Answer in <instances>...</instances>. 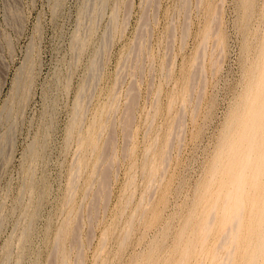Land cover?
<instances>
[{"label":"rangeland","instance_id":"rangeland-1","mask_svg":"<svg viewBox=\"0 0 264 264\" xmlns=\"http://www.w3.org/2000/svg\"><path fill=\"white\" fill-rule=\"evenodd\" d=\"M262 151L264 0H0V264H264Z\"/></svg>","mask_w":264,"mask_h":264},{"label":"bare ground","instance_id":"bare-ground-1","mask_svg":"<svg viewBox=\"0 0 264 264\" xmlns=\"http://www.w3.org/2000/svg\"><path fill=\"white\" fill-rule=\"evenodd\" d=\"M253 100H255V99H253ZM254 102H255V101H254ZM252 104H253V103H252ZM253 105H255V104H253ZM255 106H256V105H255ZM256 107L258 108V106H256ZM258 109H259V108H258ZM258 109H257V110L254 109V110H256V113H257ZM256 113H254V115H255ZM258 113H259V112H258ZM254 115H251V116L254 117ZM257 117H258V115H257ZM247 118H248V117H247ZM256 119H257V118H256ZM250 120H251V122H252V118H251ZM248 121H249V119H248ZM248 121H247V122H248ZM253 121H255V120H253ZM249 123H250V122H249ZM249 123H247V124H249ZM247 124H246V126H247ZM253 125H254V123H253ZM255 126H256V125H255ZM258 126H259V124H258ZM244 128H248V126H247V127L244 126ZM249 128H251V123H250V127H249ZM253 128H255V127L253 126ZM253 128H251V129L253 130ZM257 128H258V127H257ZM259 128H260V127H259ZM259 128H258V129H259ZM242 129H243V128H242ZM243 130H244V129H243ZM249 130H250V129H249ZM254 130H256V129H254ZM250 131H251V130H250ZM250 131H249V132H250ZM258 131H259V130H258ZM258 131H257V133H258ZM260 131H261V130H260ZM243 132H244V131H243ZM245 132H247V129H246ZM245 132H244V133H245ZM249 132H247V134H248ZM253 132H254V131H253ZM244 133H242V136L244 135ZM250 133H252V132H250ZM260 133H261V132H260ZM260 133H259V134H260ZM247 134H245L244 136H245V137H246V136H247V137H249V136L252 137V135H253V134H252V135H251V134H250V135H247ZM254 134H255V133H254ZM259 134L257 135V137L259 136ZM244 136H243V137H244ZM245 137H244V138H245ZM255 137H256V135H255ZM257 137H256V139H257ZM244 138H243V139H244ZM262 138H263V137H262ZM246 139H247V138H246ZM248 139L250 140V138H248ZM248 139H247V140H248ZM258 139H259V138H258ZM252 140H255V139L252 138ZM260 140H261V139H260ZM242 141H243V140H241V142H242ZM244 141H245V140H244ZM244 141H243V142H244ZM248 142L250 143L251 141H248ZM248 142H247V143H248ZM256 142H257V141H255V143H256ZM258 142H259V143H260V142L262 143V140H261V141L258 140ZM240 144H242V143H240ZM240 144L238 145V149H240V147H241ZM252 144H253V143H252ZM242 145L244 146L245 144H242ZM259 145H260V144H257V146H255V148L259 149V148H258ZM239 146H240V147H239ZM247 147H248V146L246 145V148H247ZM251 147L253 148V145H252ZM260 147H261V146H260ZM246 148H245V149H246ZM249 149H250V147H249ZM260 149H261V148H260ZM260 149H259V150H260ZM240 150H242V149H240ZM240 150H239L238 152H240ZM247 150H248V149H247ZM251 150H252V149H251ZM259 150H258V151H259ZM243 151H244V150H243ZM248 151H250V150H248ZM248 151H247V153H248ZM254 151H255L254 153H256V150H254ZM235 152H237V151H235ZM238 152H237V153H238ZM252 152H253V151H252ZM262 152H264V151H262ZM250 153H251V151H250ZM250 153H249V154H250ZM258 153H259V152H258ZM230 154H231V153H230ZM263 154H264V153H262V155H263ZM251 155H252V154H251ZM251 155H250V157L252 158ZM254 155H255V154H254ZM257 155H260V154H257ZM233 156H234V151H233ZM233 156H231V158H234ZM236 156L238 157V155H236ZM245 156H246V155H245ZM247 156H248V155H247ZM237 157L235 158L236 160H237L239 157H241V156L239 155V157H238V158H237ZM250 157L248 156L247 158H246V157H245V158L248 160ZM254 157H258V158H259V156H254ZM246 159H245V160H246ZM255 159H256V158H255ZM255 159H254V160H255ZM260 159H261V156H260ZM260 159H259L258 161H260ZM231 160H232V159H231ZM233 160H234V159H233ZM238 160H239V159H238ZM240 160H244V159H241V158H240ZM251 160H252V159H250V161H251ZM254 160H253V161H254ZM253 161H251V162H253ZM256 161H257V160H256ZM258 161L256 162L257 165L260 164ZM239 162H240V161H239ZM239 162H238V163H239ZM241 162H242V161H241ZM246 162H247V161H246ZM246 162H244V163L246 164ZM251 162H249L250 165H251ZM260 162H261V161H260ZM235 163H236V162H235ZM244 163H241V164L239 163V164H240V166H241V165H243ZM258 163H259V164H258ZM263 163H264V161H263ZM252 164H254V163H252ZM256 164H255V166H256ZM261 164H262V163H261ZM247 165H248V163H247ZM236 167H237V166H236ZM243 167H244V166H243ZM243 167L241 166V168H243ZM245 167H246V166H245ZM245 167H244V168H245ZM247 167L249 168V171H250L251 166L249 167V165H248ZM247 167H246V170L248 169ZM253 167H254V166L252 165V168H253ZM261 167H262L261 169H263V165H261ZM239 168H240V167H239ZM239 168H238V169H239ZM252 168H251V169H252ZM255 169H258V168H256V167L254 168V171H257V170H255ZM240 170H241V169H240ZM244 170H245V169H244ZM236 171L238 172L239 170H237V168H236ZM247 171H248V170H247ZM254 171H253V172H254ZM263 171H264V170H263ZM239 172H241V171H239ZM250 172H252V170H251ZM255 173H256V172H255ZM263 173H264V172H263ZM241 174H242V173H241ZM245 174H247V173L245 172ZM248 174H249V172H248ZM256 174H257V173H256ZM261 174H262V173H261ZM249 175H250L251 177L253 176V174H252V175L249 174ZM240 176H241V175H240ZM243 176H244V171H243V174H242V176H241L242 179H243ZM245 176H246V175H245ZM255 176H256V175H255ZM253 177H254V176H253ZM260 177H261V176H260ZM255 178H256V177H255ZM262 178H263V177H261V179H262ZM247 179H248V178H247ZM238 180H239V178H238ZM245 180H246V179H245ZM252 180H254V178H252ZM242 181H243V180H242ZM240 182H241V180H240ZM249 182H250V180H249ZM249 182H248V183H249ZM234 183H235V182H234ZM246 183H247V182H246ZM248 183H247V184H248ZM250 184H251V183H250ZM245 185H246V184H245ZM260 185H262V184H259V187H261ZM231 186H232V185H231ZM242 186H243V185H242ZM247 187H249V186H247ZM253 187H254V184H253ZM253 187H252V188H253ZM243 188H244V187H243ZM245 188H246V186H245ZM239 189H240V188H239ZM247 189H248V188H247ZM262 189H263V188H262ZM254 190H255V189H254ZM251 191H252V189H251ZM261 191H262V190H261ZM247 192H249V191H247ZM252 192H253V191H252ZM252 192H251V193H252ZM236 220H237V219H236ZM255 231H256V230H255ZM260 242H261V241H260ZM260 244H261V243H260ZM260 246H261V245H260Z\"/></svg>","mask_w":264,"mask_h":264}]
</instances>
